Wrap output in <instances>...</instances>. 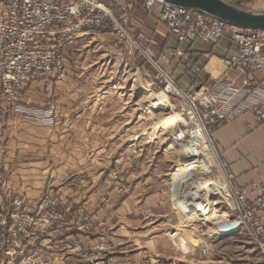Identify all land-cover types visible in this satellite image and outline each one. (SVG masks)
<instances>
[{
  "label": "rangeland",
  "instance_id": "obj_1",
  "mask_svg": "<svg viewBox=\"0 0 264 264\" xmlns=\"http://www.w3.org/2000/svg\"><path fill=\"white\" fill-rule=\"evenodd\" d=\"M105 2L114 8L132 6L134 8V20L131 21L133 38H136L139 29L146 37L138 39V44L129 43L120 47L115 45L107 29H88L84 37L69 44L64 54V69L52 76L63 78L69 69L68 71L73 73L83 74V79L87 78V82H84L83 94L85 97L83 107L87 112L82 116V121L98 124L99 127L89 130L91 151L107 154L109 157L108 172L102 175V180L94 178L93 181L105 187L106 191L115 192L121 200L126 196L134 198L132 195L134 193L137 195L135 199H140L144 204L147 203L145 202L147 197L156 195L158 203H153L151 208L138 214V217L145 220L144 227L139 228L137 234L131 237L123 235L125 240L132 241L124 245L117 240L121 238L120 234L111 233L110 238L93 235L94 238L90 241L87 239L86 236L92 234L95 229H98L95 232L104 233L105 231L102 230L107 227L105 220L92 212L84 209L74 211L56 209V212H42L41 218L45 214L48 218L52 213L62 214L54 229H58V225L63 223L67 227L66 224L75 218L79 223L78 227L81 228L78 231L82 233V239L88 241L82 240L75 244L65 242L63 250L54 257L52 251L55 245L50 243L53 249H47L45 253L43 250L42 253L41 241L35 237L33 244L36 245L30 248L27 256H19L15 264H78L82 261L84 262L82 264H87L85 258L90 257L91 254H95L101 264H108V259L111 258L117 264L127 262L128 264H257L260 261V252L247 235L237 233L229 236V233L223 231L225 227L215 231L214 226L206 222L207 216L216 214L223 216L220 223L222 226L227 219L224 212L230 209V201L222 196H225V190L217 187L222 182L218 163L223 160L215 143L218 162L215 153L212 152L210 158H205L216 176L214 175V180L211 181L209 178L206 179L208 182L202 189V194L211 200L209 210L203 217L194 214L193 210L186 212L180 198L179 194H186L187 190L194 188L188 185L194 181L192 170L188 168L190 162L195 160L191 157L194 158L196 154L186 152V147L176 141L177 137H180L179 130L177 131L179 127L171 124L169 117L161 121L170 110L177 109L172 107L173 109L167 110L158 104L147 105L149 94L159 95L160 88L158 85L149 86L156 69L148 60L144 50H148L155 58L160 57L166 51L163 46L170 37L166 28L158 24L154 16L146 11L143 0H105ZM151 33H154L155 37L151 36ZM150 38L151 40L153 38L154 44L150 43ZM157 39L162 42L159 43ZM67 62H69L68 66ZM164 66L166 67L165 64ZM23 90L21 98L24 95ZM23 102L33 105L24 100ZM50 103L56 108L57 119L63 124L58 108L53 102ZM212 159L216 163L211 162ZM193 164L197 165V163ZM200 179L198 178V182ZM106 191V195L100 196L99 200L102 197L107 200ZM189 198L191 197H186ZM110 203L114 204L112 201ZM30 216L32 222L37 221L39 218L37 209L30 213ZM75 227V223L71 224V229ZM170 233L178 235L172 236ZM48 236L46 235V240ZM182 238L187 243L188 251H183L180 247ZM72 249H75V252H72ZM94 250L97 253L93 252ZM170 250L173 252L172 256L169 254ZM205 250H208V253L204 254Z\"/></svg>",
  "mask_w": 264,
  "mask_h": 264
},
{
  "label": "built area",
  "instance_id": "obj_2",
  "mask_svg": "<svg viewBox=\"0 0 264 264\" xmlns=\"http://www.w3.org/2000/svg\"><path fill=\"white\" fill-rule=\"evenodd\" d=\"M143 7L178 43L176 47L168 46L157 59L144 50L156 69L149 86L158 85L160 94L165 95L180 112L186 123V135L200 138V142L215 153L218 162L213 141L218 126L251 112L264 128V29L242 28L199 9L181 7L166 0H143ZM132 20V6L114 8L105 0H0V97L17 115L36 122L61 125L56 108L50 102L25 104L21 98L23 88L38 78L62 71L66 48L84 37L88 29H107L120 47L138 44V39L146 36L139 29L141 31L138 30L133 38ZM223 38L234 42L236 50L221 57V62L229 70L246 73L247 81L239 83L236 77L228 74L211 75L209 83L183 89L178 86L175 75L163 67L171 59L190 60L189 48L182 47L183 44L202 41L215 45ZM151 42L155 43L153 38H150ZM218 165L222 182L217 187L225 190V196H222L230 201V209L224 214L234 226L229 236L247 235L260 252L257 264H264V185L255 182L241 185L225 161H219ZM52 193L50 189L42 197L37 209L39 218L35 222L30 216L35 209L21 199L13 200V207H8L0 194V264H15L19 256H27L30 248L36 245L33 244L35 237L41 241L40 252L53 249L46 242V235L51 234L62 214L52 213L49 218L47 214L42 218L40 215L42 212H56L55 201L50 200ZM74 223L75 229L81 230L75 218L66 226L71 227ZM64 226V223L59 224L58 229ZM85 259L87 264H101L95 254ZM108 264L117 263L111 258Z\"/></svg>",
  "mask_w": 264,
  "mask_h": 264
},
{
  "label": "crops",
  "instance_id": "obj_3",
  "mask_svg": "<svg viewBox=\"0 0 264 264\" xmlns=\"http://www.w3.org/2000/svg\"><path fill=\"white\" fill-rule=\"evenodd\" d=\"M227 1L243 7L264 9V0ZM166 40L164 49L178 46L175 37L170 36ZM182 47L189 48L190 60L171 59L164 66L175 75L180 88L209 83L211 75L228 74L236 77L239 83L247 81L246 73L229 70L220 60L236 50V45L229 38H223L215 45L199 41L183 44ZM67 71L63 78H38L25 87L22 97L33 105L53 102L62 117L60 127L15 114L0 97V194L8 207H13V200L21 199L33 209H38L42 197L52 189L50 200H55L57 209H84L105 220L107 227L102 230L105 232L98 233L95 229L92 234L85 235L89 241L94 238L93 235L110 238L113 233L121 235L117 238L121 245L129 244L132 241L123 237H131L144 227L145 220L138 214L158 203V197H147L144 204L135 199L137 195L133 193L134 198L126 196L121 200L115 192H108L93 181L108 172L109 157L91 151L89 130L99 127L98 124L82 121L87 112L83 107L87 78L83 79V74ZM213 141L237 183L244 186L252 182L264 185V128L251 112L218 126L213 133ZM105 191L107 200L103 197L99 200L100 196L106 195ZM110 201L115 205H111ZM82 238L78 230L64 226L54 229L46 242L55 245L52 255L57 257L65 242L75 244L87 240ZM169 254L172 256L173 252L170 250Z\"/></svg>",
  "mask_w": 264,
  "mask_h": 264
},
{
  "label": "bare ground",
  "instance_id": "obj_4",
  "mask_svg": "<svg viewBox=\"0 0 264 264\" xmlns=\"http://www.w3.org/2000/svg\"><path fill=\"white\" fill-rule=\"evenodd\" d=\"M149 91L151 92V90H149ZM157 104L161 105L164 109H167V110H168V108L171 109L172 107H175V106H172V104L168 101V98L165 95H163V94H159V95L155 94L154 95L153 93L149 94L148 99H147V105L152 106V105H157ZM168 117H169L168 120H171V124H174V125L179 127V129H177V131L179 130L180 137H177L178 140H176V141L181 142V144L184 145V148L186 147V149H185L186 152L196 154L194 158L191 157V159H193V160L195 159V160L190 162L191 165L188 168L189 170H192L191 175L194 176V181L192 182L191 185L190 184H188V185L191 187H194V188L192 190H187V188H186L187 193L186 194L185 193L179 194L180 198L183 201V205H184L186 212H187V210H193L194 214L203 217L204 214H206V212L209 210L211 200H209V198L207 196H205V194H202V189H203V186L206 185V182H208V181H206V179L208 180V178H210L211 180H214L213 176L215 175V172H214V170L212 171V169L209 168V165L207 163L208 160L206 161V158L203 157L202 155H205L207 158H210V153H211L210 150L211 149L209 148L208 145L204 144L203 142H200V138H196L195 135H191V134L186 135V132H187L186 127H185L186 123L182 119L181 114L179 113L178 110H170L167 113V115H165L161 119V121L165 120ZM189 136L191 138H189ZM183 156H184V154H183ZM211 162H215V160H213ZM193 163H197V165H194ZM197 176H198V178H201L199 182H198ZM183 184H184V181H183ZM182 189H184V188H182ZM187 196H190L191 198L186 199ZM191 199H193V200H191ZM222 218H223V216H217L216 214H213L211 216H207L206 222L208 224H210L212 227L214 226L213 228L215 229V231L219 230V228H221V227L222 228L225 227L223 231L230 234V231H231L230 229H234V226L232 224H229L227 219L225 220V222L221 226L220 223L222 221ZM219 225H220V227H219ZM170 234L172 236L174 235L172 233H170ZM176 235H178V234L176 233L174 236H176ZM180 247L183 249V251L184 250L188 251L187 243L183 238L181 239Z\"/></svg>",
  "mask_w": 264,
  "mask_h": 264
},
{
  "label": "water",
  "instance_id": "obj_5",
  "mask_svg": "<svg viewBox=\"0 0 264 264\" xmlns=\"http://www.w3.org/2000/svg\"><path fill=\"white\" fill-rule=\"evenodd\" d=\"M178 6L204 11L212 17L232 22L242 28L264 29V10L242 7L227 0H166Z\"/></svg>",
  "mask_w": 264,
  "mask_h": 264
},
{
  "label": "trees",
  "instance_id": "obj_6",
  "mask_svg": "<svg viewBox=\"0 0 264 264\" xmlns=\"http://www.w3.org/2000/svg\"><path fill=\"white\" fill-rule=\"evenodd\" d=\"M144 29V28H143ZM151 36L155 37V34L154 33H151Z\"/></svg>",
  "mask_w": 264,
  "mask_h": 264
}]
</instances>
